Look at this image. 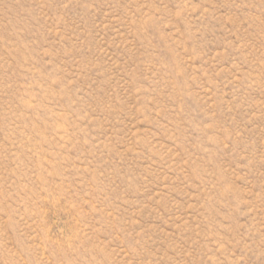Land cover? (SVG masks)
I'll list each match as a JSON object with an SVG mask.
<instances>
[{
    "label": "rangeland",
    "instance_id": "374dc122",
    "mask_svg": "<svg viewBox=\"0 0 264 264\" xmlns=\"http://www.w3.org/2000/svg\"><path fill=\"white\" fill-rule=\"evenodd\" d=\"M0 264H264V0H0Z\"/></svg>",
    "mask_w": 264,
    "mask_h": 264
}]
</instances>
